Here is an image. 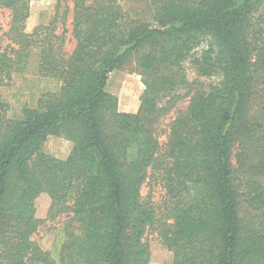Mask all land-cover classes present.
<instances>
[{
	"label": "trees",
	"instance_id": "1",
	"mask_svg": "<svg viewBox=\"0 0 264 264\" xmlns=\"http://www.w3.org/2000/svg\"><path fill=\"white\" fill-rule=\"evenodd\" d=\"M31 1L0 0L9 16L0 47V264H149L150 235L172 264H264V0H157L138 19L120 0H55L51 20L27 33ZM201 37L210 45L193 59L196 73L220 78L206 88L182 70ZM33 52L58 91L9 121L1 89ZM130 64L144 89L138 110L124 113L107 82ZM180 86L186 95L174 94ZM183 97L187 107L162 137ZM62 136L69 153H48ZM151 181L161 208L143 196ZM40 195L50 200L47 221L66 216L50 248L34 240Z\"/></svg>",
	"mask_w": 264,
	"mask_h": 264
},
{
	"label": "rangeland",
	"instance_id": "2",
	"mask_svg": "<svg viewBox=\"0 0 264 264\" xmlns=\"http://www.w3.org/2000/svg\"><path fill=\"white\" fill-rule=\"evenodd\" d=\"M157 0H120L122 8L131 15L132 18H147L151 16L153 10L157 6ZM159 1V0H158ZM56 1L55 0H34L30 2L29 18L26 25V32L31 33L33 29L41 24L48 23L54 15ZM9 20L7 11H0V47L6 46V41L3 34L7 30V23ZM264 27V25H263ZM210 45L208 38L201 37L190 53L189 58L182 64V70L187 76V79L192 82L200 83L203 88L212 84H218L220 78L218 76L213 78L199 77L196 73L193 59L207 49ZM67 50L71 51L73 44L67 45ZM38 53L33 52L29 58L26 69L18 74L12 76V79L6 83L1 89V94L8 104V111L6 119L14 120L24 108H32L38 106L39 102L45 100V97L56 93L59 85L55 80L43 78L39 75ZM144 85L142 76L135 68V64H130L122 71L113 72L110 74L107 82V91L117 98V108L119 112L135 113L139 107V97L143 92ZM174 94L178 96L186 95V91L181 86L174 90ZM43 100V101H44ZM165 102V99L163 100ZM188 104V98L183 97L175 106L174 109L167 115L166 119L160 125V132L163 134L167 131V127L174 117L175 113L184 111ZM256 108V106H254ZM161 137V138H162ZM72 143L69 138L62 136L53 138L46 144V151L52 155L63 157L69 153ZM240 151L237 148L233 150V163L236 169H241L240 161L237 156ZM247 161V160H246ZM261 181L264 183V176ZM143 196L151 202L162 207L163 192L161 187L156 182H149L143 187ZM50 206V200L46 195H40L35 201L36 217L41 223L38 233L34 236V240L42 244L45 248H50L54 236L58 230L62 228L63 221L66 216L63 215L54 221H47L46 217ZM247 210L243 211V218L246 223L249 222ZM254 225V223H252ZM150 235L147 239L151 250V261L149 264H172L173 254L162 247L158 240Z\"/></svg>",
	"mask_w": 264,
	"mask_h": 264
}]
</instances>
